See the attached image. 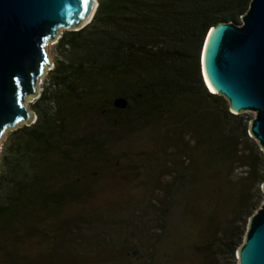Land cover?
Here are the masks:
<instances>
[{
  "label": "trees",
  "instance_id": "obj_1",
  "mask_svg": "<svg viewBox=\"0 0 264 264\" xmlns=\"http://www.w3.org/2000/svg\"><path fill=\"white\" fill-rule=\"evenodd\" d=\"M250 3L98 0L63 32L0 154V264H238L264 152L201 59Z\"/></svg>",
  "mask_w": 264,
  "mask_h": 264
},
{
  "label": "water",
  "instance_id": "obj_2",
  "mask_svg": "<svg viewBox=\"0 0 264 264\" xmlns=\"http://www.w3.org/2000/svg\"><path fill=\"white\" fill-rule=\"evenodd\" d=\"M97 6L98 0H0V144L8 130L34 122L26 101L39 97V81L51 67L48 43L61 29L88 25ZM201 63L206 86L228 101L232 113L255 114L249 133L264 152V0H251L241 24L211 28ZM237 259L264 264V200L249 220Z\"/></svg>",
  "mask_w": 264,
  "mask_h": 264
},
{
  "label": "rangeland",
  "instance_id": "obj_3",
  "mask_svg": "<svg viewBox=\"0 0 264 264\" xmlns=\"http://www.w3.org/2000/svg\"><path fill=\"white\" fill-rule=\"evenodd\" d=\"M64 31H66V30H65V29H61V31H60V33H59V37L63 34ZM59 37H58V38H59ZM58 38L55 39V41H53V42L50 41V42L48 43V45L46 46V52H47V54H48V56H49V58H50V60H51V67H50L49 69L45 70V74L42 76L41 80L39 81V87H38V91H39V93L42 91V89H43V87H44V85H45V82H46V79H47V77H48V73H49V71L52 70L53 67H54L55 59H56L55 44H56ZM34 100H36V98H34L32 101H31V100H27V101H26V107H27V109L30 110L32 113H33V111L31 110L30 105H31V103L34 102ZM33 114H34V113H33ZM240 115H245V116L248 117L250 120L255 116V114H254L253 112H246V113H242V114H240ZM34 117H35V116H34ZM34 120H35V118H34ZM13 130H15V129L8 130L7 133H6V136H5L4 138H2V143L0 144V154H1V151H2V149H3V144H4V142H5L6 138H7V136H8ZM124 191H125V190H124ZM126 192H128V191H126ZM122 194L125 195V192H122ZM126 195H127V194H126ZM140 195H141V194H139V196H140ZM143 195H144V193H143ZM137 198H139V197H137ZM262 203H263V202H262ZM236 258H237V255H236ZM237 260H238V259H237ZM188 261H189V259H188ZM190 262H191V261H190ZM185 264H187V261L185 262Z\"/></svg>",
  "mask_w": 264,
  "mask_h": 264
}]
</instances>
